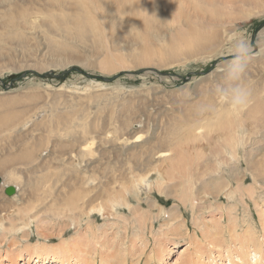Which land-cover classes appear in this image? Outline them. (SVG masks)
<instances>
[{"label":"rangeland","instance_id":"obj_1","mask_svg":"<svg viewBox=\"0 0 264 264\" xmlns=\"http://www.w3.org/2000/svg\"><path fill=\"white\" fill-rule=\"evenodd\" d=\"M16 1L12 0L11 3H16ZM26 1L20 0L18 6L14 4V9L22 10ZM28 1L33 5L34 0ZM36 1H41L34 5L39 13L51 14L53 11L59 13L58 7H54L53 3L47 4L43 0ZM176 1L184 3L188 0ZM87 3L78 5L77 10L90 9L92 12L93 4ZM6 4L0 2V15L7 12L15 19L16 13L7 11L9 7ZM183 9L185 10V4ZM211 9L219 14L216 21L221 30L231 27L233 32L238 33L235 37L243 35L246 40L248 39V43L252 46V57L258 54L261 47H264V0H218L217 5L215 4V7ZM202 15L203 17L198 19L201 22L212 24L215 21L209 17L210 14ZM41 16L39 15V18L43 25L48 26L50 23L53 25L46 29L45 27L36 30L21 29L15 25L8 27L6 25L8 17H0V120L4 119L2 122L9 123L8 120H14V116L15 119L17 118V113L19 117L21 112H25L22 114L25 117L21 119L27 117L29 122L25 125L26 127L22 128V133L33 136L32 141H38L39 146L35 148L37 161L51 159L52 164L59 161L62 163L63 160L66 163L72 161V165H75L77 170L72 172L67 179L58 182L55 198L50 202L49 207L42 208V212L35 222L32 221L22 229L23 225H21L20 219L24 213L19 214V219L14 221L15 228L12 227L10 221L5 222L7 229L10 227L11 230L6 235H4V231L0 230V264H39L41 262H37V247L42 245L59 247L63 241L68 245L81 243V246L77 248L74 245L69 247L70 255L66 257L68 260L65 258L66 264H73L77 259H80V264H86L90 260L92 263L93 245L97 249L94 256L96 264H102V252L104 253L105 246L112 242L115 247L120 246V250H123L121 252L117 249L119 253L115 258L116 261L124 258L126 264H163L164 262L166 264H184L187 261H191L193 264H242L241 261L244 260L234 236L243 233V229L254 232L258 244L264 250V184H261L263 177L258 179L261 180L259 183L258 181L256 183L250 172L256 160V156L253 154H258L257 150L264 144V140L261 139L264 129L253 134L257 143L253 145L254 151L251 154L250 151L245 150V146H250L244 144V138L253 129L250 120H247L246 126L242 130L243 139L237 155L240 167L239 161L236 159L231 161L225 154L226 151L215 150V142L212 137L194 140L195 137L186 136L193 141L179 140L187 150L185 156L188 157V160L186 162L190 163L193 158H196L204 162L208 166L207 169L218 167V164L220 168L222 167V173L231 182L219 195H215L210 188L202 189L211 175L216 176L215 171H204L203 176L202 172L199 173L201 180H194L198 189L193 190L194 194L191 197H188V194L184 196L172 194L173 189L169 187L167 190L171 194H162L161 190L167 192L163 189L165 185L169 184L174 187V182L181 183V181L178 179L170 181V175L167 174L165 167L167 164L160 162L157 166L162 170L165 178L152 173L137 187L127 183L124 186H127L125 191L129 196L127 200L129 205H118L115 210L106 207L108 213L101 211L94 215L93 213L87 214L90 209L88 205L93 204V181L85 182L93 179V170L102 161L100 158V161L98 158L94 160L90 156L84 157L82 162L80 159L77 160L75 155L78 154L76 152H79V146H74L75 141H72L66 132L69 127L74 130H82L77 126V123L82 119L79 114H88L92 118L81 122L85 128L91 127L92 130L93 127L96 128L90 134V137L94 136L96 140L95 154L97 151H102L108 155L104 154L110 160L123 159L120 156L123 151L125 154L131 152L127 147L129 144L135 143L131 138L134 131L141 130L143 134H146L144 140L151 138V143L155 144L158 142V139H154L155 135L163 136L172 119L185 110L201 111L195 103H200L202 95L211 97L213 85L222 77L225 60L231 57L229 51L231 43L227 44L225 53H220L222 56L219 54L213 59L204 58L198 63L197 61L187 64L178 62V64H169V66H159L154 64V61L148 64L142 60L133 61L137 55H141L140 50L149 46L143 39L142 42L134 41V37L131 36H127L131 39V43L129 39H124L127 48L123 52L120 51L122 54L107 48L108 53L105 48L103 49L105 52L94 48L92 41L88 45H84L76 43L75 39H67L73 41L74 44H69L74 47L67 45L64 47L62 39L58 36V31L54 27L55 21L52 22V18L48 16H44L45 18ZM182 30L180 29V31ZM204 30L209 29L205 28ZM204 34H208V32ZM52 37L56 39L55 43L52 41ZM189 40L193 43L197 42L198 34L196 37V33H193ZM70 49L74 52L70 53L72 52ZM100 56L102 59L108 60L107 66L111 65L110 70L107 69L109 72L103 70L102 65L96 62L100 60ZM109 56L113 57L109 58ZM63 57H68L70 60L66 63ZM61 58L63 61L59 63L58 60ZM124 61L129 62L123 63ZM263 64L264 62H259V60L249 63L248 81L261 83L264 81ZM89 84L97 86V88H90V91H96L93 93V99L88 97V93L84 91ZM115 88L116 90H114ZM98 89H104L103 93L105 94L98 93ZM34 93H36L38 103L40 101L39 106L34 104L36 99L33 102L30 98ZM39 95L43 97L39 98ZM111 97H113L112 100ZM41 100L44 101L41 102ZM45 101L47 105H43ZM128 101L136 102L139 108L134 111H123L119 103ZM113 102L114 107L111 105ZM201 103L203 102L201 101ZM52 105H55L54 112L50 111ZM19 108L23 109V111L20 110V113ZM204 113L203 110L201 115ZM260 113L264 114L263 108L258 114ZM53 115L60 116L58 119L63 128L59 130L63 131L59 133L60 135L56 134L57 127H53L52 130L48 128ZM65 115L73 117L72 121L65 119ZM112 116L118 117L116 120L120 119L119 121H123L124 117H133V122L126 129L127 131H122L124 134L122 138L116 135L118 133L113 132L114 125L110 119ZM100 127L101 129H98ZM106 132H110L111 136ZM76 135L81 137L79 133ZM122 139L125 141H123L124 143ZM154 140L155 142H152ZM20 141L21 139H18L15 145L11 143L8 153L26 158L27 152L19 149L22 148L21 144L19 146ZM71 143L73 147L70 146ZM29 144L32 142L30 141ZM3 151L0 150V160L8 162L10 160L7 157L8 153ZM217 154L222 156H217ZM59 156L60 158H58ZM31 160H33L32 156L27 162ZM246 161H249L250 164H247ZM235 166L240 169H236ZM239 172L242 177L240 180ZM85 176L87 180L76 184L75 191L72 193L67 186L68 178L74 179L69 182L75 180L77 182ZM0 178L2 181L1 172ZM182 186L183 183L180 186L181 189ZM231 190L232 192H230ZM6 194L5 192L3 195L7 199L15 195L7 196L8 194ZM157 198L162 199L158 204L154 202ZM57 199L60 201L58 205ZM36 204L38 202L28 204L19 198H13L7 206L8 208L13 207L11 209L14 211L18 209L21 212H26L29 207ZM173 209L177 212L181 210L182 214L179 218L172 219L171 211ZM171 221L174 222L171 224ZM163 241L168 248H173L170 255H165V257L164 254L167 253V250L162 244ZM250 248H252L251 245L247 247V254H249L247 261L248 264H253L256 252L250 251ZM85 249L87 250L85 251ZM133 250H135V256L132 257ZM155 256H158L159 260H155ZM261 261L259 264H262ZM51 262L52 257H49L43 264H51Z\"/></svg>","mask_w":264,"mask_h":264},{"label":"bare ground","instance_id":"obj_2","mask_svg":"<svg viewBox=\"0 0 264 264\" xmlns=\"http://www.w3.org/2000/svg\"><path fill=\"white\" fill-rule=\"evenodd\" d=\"M11 1L12 0H0V2L2 3H8L6 4V6L9 7L7 11H13L16 13L14 17L15 19H13V16H11L7 12L0 15L1 18L8 17V19L6 20V25L8 27L15 25L21 29L26 28L29 30H36L37 28L40 29L42 27H45L46 29L53 25V23H50L48 26L43 25L41 23L39 15H42L43 17L48 16L49 18H52V22L55 21L56 24L54 25V27L58 31V36L62 39L61 41L64 47L65 45L74 47V45H71L74 44L73 41H68L67 39H75L76 43L88 45V43L92 41V44H94L92 46L94 48H99L102 51H104V48L105 50L107 48L108 50L111 49V51L113 52L119 51V53L121 50L123 52L125 51V48H127L125 47L124 42L126 41H124V39H129L131 43V39L129 37L127 38V36L134 37V41H141L143 39L144 41H146L149 47L142 49V51L140 50L141 55H137L133 61L138 62L142 60V62L144 61L145 64L154 61V64L156 65L169 66V64H178V62H180L181 64H187L191 61H197L198 63L201 59L204 58H208V60L213 59L221 52L225 53L227 44L231 43V41L236 38L235 36L238 35L237 32H233V28L228 27L227 29L221 30L220 26L217 24L216 20L217 15L219 14H217L216 11L212 10L211 8H214L215 4L217 5L218 0H188L184 1V3L181 1L178 2L176 0H43L44 3H53L54 7H58L57 10L59 11V13L53 11L51 12V14H47L45 12L39 13V11L36 10V7H34L35 3L38 2L36 0H34L33 5L30 3V1L27 0L24 3V7L22 8V10H15L13 7L14 4L18 6V2L20 0H17L16 3L13 4L11 3ZM87 2L93 4L92 12L90 9H81L80 6L79 9L81 10H77L78 5H82L83 3L88 4ZM38 3H41V1ZM184 4L186 12L183 9ZM208 6L211 8H209ZM202 14H210L209 17L213 18L215 21L212 24L201 22V20L198 19H201L203 17ZM192 19H196L198 21L195 22ZM205 28H208L209 30L205 31ZM180 29L183 30L180 31ZM205 32H208V34H204ZM193 33H196V37L198 34V40L194 43L189 40ZM52 41L55 43L56 39L52 37ZM126 45L128 46V44ZM130 46L129 49L131 48ZM70 50L72 51L70 53L74 52V50ZM108 50H106L107 53ZM65 51L68 52L67 49H65ZM257 53V55L252 57L251 61L259 60V62L263 63L264 47H261ZM114 54L115 53H113L112 55ZM110 57L111 56H109V58ZM63 59L66 63L68 62V60H70V58L68 57H63ZM63 59L61 58L60 60H58L59 63L62 62ZM107 61L105 58L102 59L100 56V60L96 62L102 65L103 70L108 71L110 70L109 67L111 65L107 66ZM127 62L129 61H124L123 63ZM131 63L133 62L131 61ZM248 82L254 93L252 92V99L249 106L246 108V110L240 112L238 115L233 114L224 106H218L216 112L205 110L204 108H202V105L210 103L212 97L202 95L203 98L201 99V101L203 103H201V101L200 103H195L201 111L192 112L189 110H185L180 115H178L179 117L177 116L172 119L166 127L165 134L163 136L160 134L162 137L157 134L155 135L154 139H158L159 143H151V138H147L146 140H144V136L146 134H143L141 130L134 131L131 135V138L134 139L135 143L128 145L129 147L127 148L130 149V153L125 154V151H123L120 154L123 159L117 158V160H110L109 158H106L104 156V154L106 153L102 151H97V154H95L94 145H96V140L94 136L90 137V134L96 128L93 127V130L91 129V127L85 128L84 124L81 122L92 117H89L88 114H79L82 119H80V121L77 123V126L81 127L82 130H74V128L69 127L67 129L68 131H66L69 134V137L72 138V141H75L74 146H79V152H76L78 154L75 156L77 160L80 159L81 162L82 159L86 156L93 157L94 160L96 158H100L102 163H100L96 167V169L93 170V179H90L87 182H85L87 180L86 176L83 178L81 177L77 182L76 180L74 182H69L73 181L74 179L68 178V188L72 193H74L76 184L83 182L89 183L93 181V204L88 205L90 209L89 211H87V214L93 213L94 215L97 212L101 211L108 213L109 211L106 210V207L115 210L118 205H129V202H127L129 196L125 191L127 186H124L127 183H131L134 187H137L140 183L149 178L152 173L165 178L162 170H160L157 166V164H159L160 162H165V164H167L165 166L166 172L168 175H170L169 180L174 181L175 179H178L179 181H181V183L174 182V187L169 184H167V186L165 185L163 189L167 192L161 190L160 192L162 194H171L167 190V187H169L173 189L172 194H181L183 196L188 194V197H191L194 194L193 190L198 189V186L196 182L194 183V180H201V176L199 175V173L202 172L203 176V173L205 174L204 171H215L216 176L211 175L202 189L210 188L215 195H219L227 186H229V183L231 182L230 179L222 173V167L220 168L218 164V167H209L210 169H207L208 166L204 162L199 161L196 158H193V161L190 163L186 162L188 160V157L185 156L187 150L183 147V143L179 142V140L184 139L185 142L193 141L186 136H193L195 137L194 140L204 139L205 137H212L215 142V150H224L226 151L225 154L229 156V159H231V161H234V159H236V161H239L237 155L239 154V146L241 144V140L243 139L242 130L245 128L247 120H250L253 129L252 132L248 133L244 138V144L250 146H245V150H248L251 154H253V145L257 143L253 134L256 131L264 129V114H258L260 112V109H264V81L262 83L254 81ZM89 86L85 87V90L83 88V90L88 93V97L93 99V93H95L96 91L92 92L90 91V88H97V86H95V84H89ZM114 90H116V88ZM103 91L104 89H98L97 92L103 93ZM35 94L36 93H34L33 95L31 94V96L29 94L28 95L30 96L32 101L36 99V103L34 104L38 105L40 101L38 103L37 96ZM38 97L42 98L43 96L39 95ZM27 98L29 99V97ZM112 98L113 97H111V100ZM43 101L44 100H41V102ZM44 104L47 105L46 101L43 103V105ZM113 104L114 102L111 103V105ZM119 105H121L123 111H134L139 108V105L136 104V102H122L119 103ZM50 108V111L54 112L55 105L50 106ZM20 110L23 111V109L19 108V113ZM203 110L205 111V113L201 115ZM248 111H252L253 113ZM14 112L11 113L13 114ZM20 114V116L18 117V113L17 115L16 113H14L17 118L15 119L14 116V120H8V122L10 121L11 123H7L6 121V123H4V121L2 122V120L4 119L0 120V150H4L8 153L11 146L10 144L12 143L13 145H15L18 139H21V141L19 142V146L21 144L22 148L20 147L19 149L27 152L26 158H20L18 157V155L13 156V154L8 153L7 157L10 158L8 162L0 160V172L3 175V179L2 181H0V230L4 231V235H6V233L11 230L10 227H8L7 229V227L5 226V222L10 221L12 227L15 228L14 221L19 219V214L21 213H24L21 215L20 219L21 225H23L22 229H24V227H27L32 221L35 222L37 217L40 216L42 208L49 207L50 202L53 200V198H55V194L58 190V182L67 179V177L70 176L72 172H75L77 170L75 165H72V161L68 160V163L63 160L62 163L59 161L58 163L54 162V164H52L53 161H51V159L43 160L40 162L37 161V158H35L37 154L35 153V148L39 146V143L38 141H32L33 136L27 134L24 135L22 133V128L26 127L25 125L29 121L27 117L26 119H21L22 117H25V115H22L25 114V112H21ZM28 115L31 114L28 113ZM260 115H262L263 117ZM58 118H60L59 115L51 116L48 128L52 130L53 127H57L56 134L60 135L59 133L63 131L59 130L63 128L61 127V121ZM64 118L69 119L70 122L73 119V117L67 116ZM117 118L118 117L114 116L110 118L112 120V124L114 125L113 132L118 133L116 135L122 138V136H124L122 131H127L126 129H128L133 122V117H124L123 121H119L120 119L116 120ZM98 129H101V127ZM77 133L81 134L80 138L76 135ZM109 133L106 132V134ZM128 137L130 136L128 135ZM261 139L264 140V132L261 134ZM30 141L32 142V144H29ZM123 141L124 140L122 139V142ZM152 142H155V140ZM70 146L73 147V144L71 143ZM257 151L258 154H253L256 156V160L255 165L251 167L250 172L254 182L258 181L259 183L262 180L261 184H264V144L261 145L259 150ZM31 156L33 157V160L27 162V160L30 159ZM217 156L222 155L217 154ZM54 158L57 159L55 156ZM58 158H60V156ZM246 163L250 164L249 161H246ZM223 165L226 164L223 163ZM239 167L235 166L236 169H240ZM194 174H196V176H194ZM238 177L239 180L242 179L241 172L238 173ZM261 177L263 178L261 180H258ZM126 179L128 180L125 181ZM182 183L183 186L181 189L180 186ZM8 186L15 187L16 191L13 194L17 192L13 197H9V199L5 198L3 195L5 194V190ZM118 187L120 188L117 189ZM230 192H232V190ZM13 194L6 195L12 196ZM13 198H19L22 202L28 204H31L33 202H38V204L29 207L26 212H21L18 209H15V212L11 209L13 207L8 208L7 206L10 200ZM161 200V198H157V200H154V202L158 204ZM56 203L58 205L60 204V201L57 199ZM171 214H173L171 215L172 219H176L181 216L182 212L181 210L180 212H177L175 209H173L171 211ZM173 222L174 221H171V224ZM243 231L244 232L240 235L234 236V240L238 242L241 257L244 260L241 261V263L248 264L247 260L249 254H247V247L251 245L252 248H250V251L256 252L255 259L252 263L259 264V262L262 260L261 262L262 264H264V250L262 249L260 244H258L255 233L246 229H243ZM162 244L164 245L165 242L163 241ZM73 245L74 244L68 245L67 242L63 241V243L59 245V247H50L46 245L39 246L37 247L38 251H36L38 253L37 262H41L39 264H43V262L49 259V257H52L51 264H66L65 258L70 255L69 247ZM78 246H81L80 242L74 245V247L76 248ZM164 246L167 250V253L164 254L165 257V255H170L173 248H168L166 245ZM105 247L106 251L104 253L102 252L101 256L102 264H126L124 258L119 259L118 261H116L115 259L117 254L119 253L117 252V249L120 250V246L115 247L114 242H112L108 243ZM86 250L87 249H85V251ZM120 251L123 252V250ZM96 252L97 249L93 245V262L91 263L90 261L92 260H90L89 262H86V264H96V258H94ZM85 253L88 254L89 252ZM131 256H135V250L131 252ZM154 259L159 260L158 256H155ZM79 261L80 259H77L73 264H80ZM163 264H166V262H164ZM184 264L193 263L191 261H187L184 262Z\"/></svg>","mask_w":264,"mask_h":264},{"label":"clouds","instance_id":"obj_3","mask_svg":"<svg viewBox=\"0 0 264 264\" xmlns=\"http://www.w3.org/2000/svg\"><path fill=\"white\" fill-rule=\"evenodd\" d=\"M229 51L231 57L225 60L222 77L211 89L212 100L202 108L216 112L218 106H224L238 115L246 110L252 99V89L247 80L252 49L244 36L240 35L231 41Z\"/></svg>","mask_w":264,"mask_h":264},{"label":"water","instance_id":"obj_4","mask_svg":"<svg viewBox=\"0 0 264 264\" xmlns=\"http://www.w3.org/2000/svg\"><path fill=\"white\" fill-rule=\"evenodd\" d=\"M0 181H1V178H0ZM16 191L15 187L14 186H8L5 190V192L8 194V195H11L13 194L14 192Z\"/></svg>","mask_w":264,"mask_h":264}]
</instances>
